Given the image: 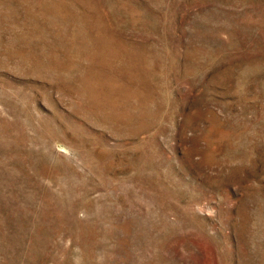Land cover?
<instances>
[{"label": "rangeland", "instance_id": "374dc122", "mask_svg": "<svg viewBox=\"0 0 264 264\" xmlns=\"http://www.w3.org/2000/svg\"><path fill=\"white\" fill-rule=\"evenodd\" d=\"M0 264H264V0H0Z\"/></svg>", "mask_w": 264, "mask_h": 264}]
</instances>
